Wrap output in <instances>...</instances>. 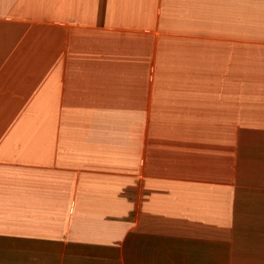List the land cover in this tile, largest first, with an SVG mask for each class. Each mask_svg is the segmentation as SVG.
I'll list each match as a JSON object with an SVG mask.
<instances>
[{
  "label": "crops",
  "instance_id": "crops-1",
  "mask_svg": "<svg viewBox=\"0 0 264 264\" xmlns=\"http://www.w3.org/2000/svg\"><path fill=\"white\" fill-rule=\"evenodd\" d=\"M0 264H264V0H0Z\"/></svg>",
  "mask_w": 264,
  "mask_h": 264
}]
</instances>
